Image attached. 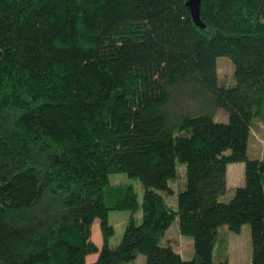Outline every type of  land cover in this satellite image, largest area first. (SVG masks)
Listing matches in <instances>:
<instances>
[{
	"label": "trees",
	"instance_id": "1",
	"mask_svg": "<svg viewBox=\"0 0 264 264\" xmlns=\"http://www.w3.org/2000/svg\"><path fill=\"white\" fill-rule=\"evenodd\" d=\"M186 2L0 0V264H125L137 253L213 264L219 227L244 223L248 264H264V159L247 156L251 123L264 122V0H200L204 28ZM219 56L234 64L228 85ZM218 109L228 122L213 119ZM177 160L186 184L172 209L154 189H168ZM234 162L245 185L224 203ZM115 173L141 182V204ZM139 208L111 247L109 211ZM175 219L194 238L191 260L161 244Z\"/></svg>",
	"mask_w": 264,
	"mask_h": 264
},
{
	"label": "rangeland",
	"instance_id": "2",
	"mask_svg": "<svg viewBox=\"0 0 264 264\" xmlns=\"http://www.w3.org/2000/svg\"><path fill=\"white\" fill-rule=\"evenodd\" d=\"M217 82L218 85H228L232 83L234 74V64L228 57L219 56L216 58ZM184 95L181 94L178 103L184 104ZM217 122H228V113L224 109H218L213 116ZM229 153V151H227ZM247 156L250 159H264V122L260 119H253L250 127V135L247 145ZM245 165L244 162H234L227 165V190L219 197V201L227 203L234 195L238 187L245 185ZM113 184L132 185L139 204L142 202L144 187L137 179L130 178L124 173H115L109 176ZM186 171L185 164L176 161V174L168 181V189H154L160 193L165 203L172 209L176 208L177 194L185 188ZM134 216L136 223H140L142 218L141 208L135 213L129 210H110L108 213L109 223L114 228V234L109 240V245L115 247L121 240L124 229L131 216ZM92 239L101 246L102 236L99 228V220L95 219L92 224ZM218 237L212 251V263L226 261L227 264H248L252 255L251 227L249 223L241 225L238 232L231 231L227 225L219 227ZM161 244L171 246L185 260H191L195 256L194 238L183 235L179 231L178 219H175L165 235L161 239ZM90 257L94 260L97 257ZM125 264H146V256L137 253L135 258Z\"/></svg>",
	"mask_w": 264,
	"mask_h": 264
},
{
	"label": "water",
	"instance_id": "3",
	"mask_svg": "<svg viewBox=\"0 0 264 264\" xmlns=\"http://www.w3.org/2000/svg\"><path fill=\"white\" fill-rule=\"evenodd\" d=\"M186 6L190 10L193 22L200 28H204L205 24L200 19V0H187Z\"/></svg>",
	"mask_w": 264,
	"mask_h": 264
}]
</instances>
